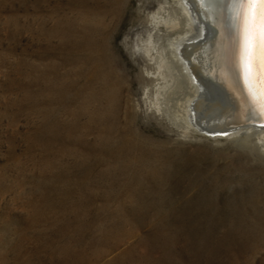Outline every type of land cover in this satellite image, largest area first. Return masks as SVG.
<instances>
[{
  "label": "rangeland",
  "instance_id": "374dc122",
  "mask_svg": "<svg viewBox=\"0 0 264 264\" xmlns=\"http://www.w3.org/2000/svg\"><path fill=\"white\" fill-rule=\"evenodd\" d=\"M143 1L155 12L164 0H128L116 22L106 0H0V264H264V154L138 102L139 62L123 43ZM94 20L92 47L101 39L126 80L118 125L139 146L117 162L96 105L76 101L50 123L52 65L94 71L96 49L87 64L79 43Z\"/></svg>",
  "mask_w": 264,
  "mask_h": 264
},
{
  "label": "bare ground",
  "instance_id": "6f19581e",
  "mask_svg": "<svg viewBox=\"0 0 264 264\" xmlns=\"http://www.w3.org/2000/svg\"><path fill=\"white\" fill-rule=\"evenodd\" d=\"M106 2L111 4L109 15L112 13L118 22L128 0ZM157 6V11L150 12L149 5L142 2L137 8L141 16L123 43L131 58L139 62L137 78L141 97L138 102L147 113L173 122L178 128L181 127L179 120L183 121L185 133L192 131L208 138H235L243 149L264 154V125L249 126L251 119L245 118L246 106L226 86L221 54L230 28L229 16H235L238 5L205 9L203 5L193 8L186 0H164ZM205 11L208 15L204 14ZM102 25L101 20H94L93 24L86 21L81 30L79 43L87 48L84 49L87 64H90L92 50L97 52L94 71L85 65L86 71L73 68L60 73L59 67L52 65L49 95L55 107L50 113V123L53 128L58 127L59 113L69 114V108L76 101H80L84 109L96 105L93 121L100 126L99 143L106 155L117 162L139 146L128 134L131 126L118 125L125 76L116 70V62H111L106 51L108 48H104L101 39L97 47H92L91 36L101 34ZM51 36L66 42L69 38L68 33L61 34L57 30ZM235 59H238V67V54ZM198 75L212 80L219 88L217 93L213 89L207 94ZM230 75L236 79V68ZM78 82L83 84L78 87ZM92 83L99 84L97 93L91 92ZM65 125L69 127L71 124ZM204 129L212 133L207 134ZM136 159L142 158L138 156ZM135 162H128L129 168L124 175L134 177L130 165Z\"/></svg>",
  "mask_w": 264,
  "mask_h": 264
},
{
  "label": "snow or ice",
  "instance_id": "6c2138e0",
  "mask_svg": "<svg viewBox=\"0 0 264 264\" xmlns=\"http://www.w3.org/2000/svg\"><path fill=\"white\" fill-rule=\"evenodd\" d=\"M193 8L203 5L221 8L238 5L234 19L237 26L242 20V37L239 54V71L247 86L248 100L245 118L264 124V0H186ZM205 15L208 13L205 11ZM231 27V26H230ZM223 68L226 74L234 71L229 49L222 51Z\"/></svg>",
  "mask_w": 264,
  "mask_h": 264
},
{
  "label": "water",
  "instance_id": "95a60500",
  "mask_svg": "<svg viewBox=\"0 0 264 264\" xmlns=\"http://www.w3.org/2000/svg\"><path fill=\"white\" fill-rule=\"evenodd\" d=\"M242 23L243 22H240L239 26H237L235 21L231 19V22H230L231 27L228 29L226 33L224 49L226 47V49H229L231 52L232 60L234 61V66L236 68L237 77L236 79L234 78V80L230 74H226L225 77H226L227 89L228 90L232 89L234 95L239 98L241 104L246 106L247 100H248L247 86L244 83L242 73L240 74L238 70V67H237L238 59L234 60V57L236 56V54H238V57H239V53H240V43H241V37H242ZM198 76L201 79V82L207 94H211V91L213 89L215 92L216 90H219V88H217L216 84L212 80L201 77L200 75ZM262 125L264 124L258 121L249 120V126H253V127L259 126L260 127ZM229 129H232V128H229ZM205 132L207 134L212 133L211 131H208V130L207 131L205 130Z\"/></svg>",
  "mask_w": 264,
  "mask_h": 264
}]
</instances>
